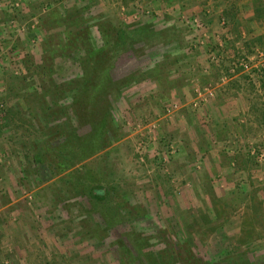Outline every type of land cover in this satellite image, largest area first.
<instances>
[{"label": "rangeland", "instance_id": "374dc122", "mask_svg": "<svg viewBox=\"0 0 264 264\" xmlns=\"http://www.w3.org/2000/svg\"><path fill=\"white\" fill-rule=\"evenodd\" d=\"M255 2L0 0V264H140L138 248L165 259L187 249L210 264L264 256V125L246 129L260 136L241 138L236 152L246 116L212 113L235 86L264 99V18ZM122 22L144 31L115 53L108 42ZM71 34L100 52L96 65L113 60L104 103L116 138L71 175L51 177L33 155L53 91L71 81L81 96L85 52L69 50ZM58 114L49 124L90 131L75 111ZM113 183L140 215L107 228L103 205L83 188Z\"/></svg>", "mask_w": 264, "mask_h": 264}, {"label": "trees", "instance_id": "16d2710c", "mask_svg": "<svg viewBox=\"0 0 264 264\" xmlns=\"http://www.w3.org/2000/svg\"><path fill=\"white\" fill-rule=\"evenodd\" d=\"M253 8L255 17L264 18V5L261 0H256ZM143 31L144 29L141 28H130L122 22L118 29H116V40L112 44L108 42V46L110 45L109 47L112 52H120L124 47L129 46L131 44L130 42ZM69 40L70 43L67 44L69 50H76V52L82 50L85 52L83 54L84 56L80 57L79 55L78 57L82 69H84V74L79 82L80 84L82 83L81 96H77V87H74L71 81L68 84L62 85L61 90L57 88L53 91V97L50 98L51 103L46 105L44 112L46 132L43 135L45 136H43L44 139L41 142H38V151L33 155L34 161L46 166L45 172H48L51 177L58 176L62 173L71 175L72 173L69 169L88 157L105 150L111 144L112 139L116 138L114 136L115 124L110 114V108L108 104L104 103L107 93V87L105 85L107 82L110 84L115 83L110 76L113 60L106 59L102 67L98 66L92 62V55L100 52H96L94 48H90L91 45L83 40L81 41L85 44L83 46L79 45L77 43L78 38L74 37L73 34H71ZM105 45H107V42H105ZM62 48H64L63 50L66 53H69L67 47ZM96 69H99L98 73L93 74V70ZM67 91L71 94L69 105L64 103V100L68 98L67 95H64ZM59 103L62 104L60 105ZM70 109L75 111L77 123H86L90 126L89 132L84 135H79L76 127L71 123L69 125L70 121H64V124L61 125L49 124L52 120L60 117L58 114L60 111L65 118L68 117L70 119ZM56 139L59 142L53 145V141ZM70 183L77 186V188L80 187L78 183ZM97 188L93 187V185H88L83 188V192L92 200L101 202L99 205H103V207L100 211L107 228L120 224L122 219L129 221L140 215L126 208V198L120 194L115 183ZM124 207L127 212L125 215ZM124 234L127 236L130 235V237L135 236L131 231ZM119 242L125 244V240L122 238L119 239ZM123 247L126 248V253H130L131 250H128L127 245H123ZM140 249L138 248V254L136 253L134 256V258L139 260L140 264H173L176 261L175 259H179L182 264H210V262L203 260L198 254L187 249L183 251L184 254L180 251L168 253L166 259L161 253L154 255L152 251L141 252ZM241 255L239 254L237 256L238 258L231 264H264V256H260L257 260L252 261L248 258L242 259Z\"/></svg>", "mask_w": 264, "mask_h": 264}, {"label": "crops", "instance_id": "0c3cea01", "mask_svg": "<svg viewBox=\"0 0 264 264\" xmlns=\"http://www.w3.org/2000/svg\"><path fill=\"white\" fill-rule=\"evenodd\" d=\"M254 98L252 99V96L247 97L243 92V89L235 86L234 98L231 97L230 99L221 98L218 100L215 99L214 101L215 102L214 107L217 111L212 113H217V115H222L224 121H225V117L229 115L230 118L231 116L234 117V122H237V119L241 114H244L247 118L245 126L243 125V128L236 129L239 134L238 135L234 134V136H237L235 137L234 151L237 149L236 144L239 143L238 141H241L240 140L241 138L245 140H249V139H255L260 136L259 134L256 136V134L251 135L246 133V129L253 130L254 126H257V124L259 123H262V125H264V99L255 101ZM199 131L202 132V129L198 126L196 130V134H194V140L198 142L202 140L201 133H199Z\"/></svg>", "mask_w": 264, "mask_h": 264}, {"label": "built area", "instance_id": "2783aa9c", "mask_svg": "<svg viewBox=\"0 0 264 264\" xmlns=\"http://www.w3.org/2000/svg\"><path fill=\"white\" fill-rule=\"evenodd\" d=\"M241 66H242L244 69H248V68H249V64H248L247 62L241 63Z\"/></svg>", "mask_w": 264, "mask_h": 264}]
</instances>
